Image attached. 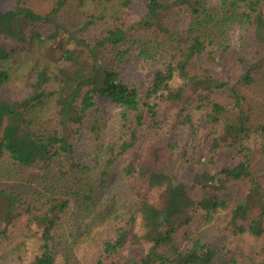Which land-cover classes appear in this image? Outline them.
Here are the masks:
<instances>
[{
    "label": "trees",
    "instance_id": "trees-1",
    "mask_svg": "<svg viewBox=\"0 0 264 264\" xmlns=\"http://www.w3.org/2000/svg\"><path fill=\"white\" fill-rule=\"evenodd\" d=\"M139 1L145 12L128 23ZM186 19L187 30L181 31ZM234 22L264 45V0H217L215 7L206 0H16L0 8V36L17 42L11 50L0 44L1 251L12 248L21 264H58L61 248L64 264H75L62 229L74 207L79 221H110L96 257L76 264H108L113 258V264H219L234 246H210L191 227L210 224L223 212L236 240L264 237V71L256 64L246 69L251 57L229 44L227 29ZM46 23L54 28L44 35L38 25ZM132 46L162 62L144 97L112 66ZM217 63L224 67L217 69ZM10 87L23 96L3 95ZM97 95L122 108L130 135L124 139L111 131L94 164H87L75 159L73 127L87 122ZM152 98L180 102L174 115L179 127L205 131L213 152L233 148L237 162L213 168V159L204 161L191 182L159 166L163 160L152 142L177 125L160 117ZM140 127L148 128L146 139ZM93 128L96 134L102 129ZM145 142L153 160H144ZM168 148L179 150L171 138ZM121 157L128 192L102 208L97 187ZM180 158L182 166L189 161L188 155ZM238 185L243 192L230 202L223 192ZM15 236L21 237L17 243ZM128 246L135 247L133 253L117 257ZM259 253L264 255V245ZM248 259L264 264L251 253ZM228 264L242 262L230 256Z\"/></svg>",
    "mask_w": 264,
    "mask_h": 264
},
{
    "label": "rangeland",
    "instance_id": "rangeland-1",
    "mask_svg": "<svg viewBox=\"0 0 264 264\" xmlns=\"http://www.w3.org/2000/svg\"><path fill=\"white\" fill-rule=\"evenodd\" d=\"M208 4L215 7L217 0H206ZM16 3V0H0V8L9 9ZM135 10L131 12L126 18L128 23L140 19V17L145 12V6L142 2H136L134 5ZM188 21L184 20L180 24L181 31L187 30ZM39 30L42 34L47 35L50 33L54 26L53 24L46 23L38 25ZM227 34L229 38V44L235 50L247 53L248 61L246 69L251 64H256L260 66L264 71V45L255 40L252 35L248 36L245 33L238 22L230 24L227 29ZM0 44L4 45L6 49L11 50L17 46V42L4 35L0 36ZM109 60L114 61L113 56H107ZM107 60V62H110ZM114 69L120 75V79L129 86H134L139 89L140 95L144 97L146 90L151 85V81L154 74L159 68L162 67V62L158 59H147L139 54L137 46H132V49L125 54L122 60L112 63ZM217 69H222L224 67L223 63H217ZM245 69L240 68V72H244ZM3 95L13 98L23 96L20 90H16L14 87L7 88L2 91ZM96 108L93 109L89 115L88 120L81 127H73L77 132L74 133L72 142L75 149V159L79 162L94 164L97 159V150L99 149L101 143L106 144L110 139L111 131L121 137L129 138L130 131L124 124L121 118L122 108L114 103L111 99L104 97L102 95H97L95 98ZM152 104H157V109L159 111L160 117L164 119H169L170 122L176 123V131L172 128H168L166 133L159 139L154 140V143L158 147V153L161 155L163 164L157 162L159 166L170 167L175 173L183 180L191 182L195 172H200L203 170L204 161L208 162L209 159H213L211 167L221 168L227 166H233L238 160L237 152L228 146H223L218 152L215 153L211 149L210 137L206 136L205 131H199L197 134H193L194 131L192 127H179L174 115L181 108L182 104L180 102H171L160 100L158 98H152ZM143 108V107H142ZM98 125L102 128L98 133H94V126ZM139 134L146 139L148 135L147 127H140L138 129ZM3 135L2 129L0 130V138ZM173 140L175 147L179 150L175 151L173 154L168 148L169 140ZM148 144L146 142L142 148V153H144V160H153L154 156L148 151ZM192 150V151H191ZM194 153L197 158H201V161L195 162L191 157V153ZM97 154V155H96ZM96 155V156H95ZM188 155L189 161L181 165V158ZM196 158V159H197ZM125 165V160L121 157L115 164V167L111 171L109 178H107L105 183H100L97 187L98 197L102 202L101 207L106 208L109 204L114 205L115 202L122 200L125 194L128 192L127 184L122 180L123 169ZM243 192V188L238 185L233 189L230 187L228 191H224L226 197L229 201L236 202ZM195 196L200 195V190L196 189L194 192ZM78 210L76 207L72 208L68 218L63 226L64 240L72 247L70 248V255L72 262H89L93 257H96L97 251L101 243L107 240L109 236L108 222L98 223L97 221H91L90 218L86 220L79 221L77 218ZM88 226H90L89 233L87 232ZM16 230L23 228L22 224L17 225ZM192 232L198 237L202 238L203 241L208 243L210 246L215 247H233V254H223L220 259H218L219 264H228L229 257H234L239 259L242 264H255L253 261H249L248 253L253 255L255 261H260L264 259V255L260 256V246L264 245V237L255 238L251 235L245 234L236 238L231 233L230 220L227 213L223 212L217 216V218L210 224H199L194 223L191 227ZM21 239L15 236L14 242ZM236 242V243H235ZM4 246V245H3ZM2 248V247H1ZM0 248V264H21L17 254H12L11 249L6 247L5 251H1ZM135 247L128 246L124 251H120L117 257L122 258V256L128 255L130 252L133 253ZM30 253H36L35 243L31 245L29 249ZM64 252L63 249L59 248L56 251L58 264H64ZM26 263L31 258L29 252L25 253ZM113 258L108 264H113Z\"/></svg>",
    "mask_w": 264,
    "mask_h": 264
}]
</instances>
